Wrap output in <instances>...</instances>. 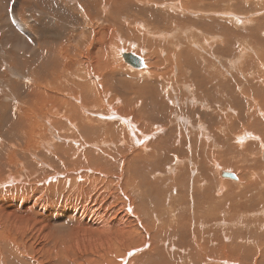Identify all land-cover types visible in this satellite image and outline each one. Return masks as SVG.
<instances>
[{
    "label": "rangeland",
    "instance_id": "rangeland-1",
    "mask_svg": "<svg viewBox=\"0 0 264 264\" xmlns=\"http://www.w3.org/2000/svg\"><path fill=\"white\" fill-rule=\"evenodd\" d=\"M190 1L47 0L42 5L36 0H0V106L12 107L10 118L21 114L30 135L24 138V126L13 125L12 120L5 124L0 116V231L2 228V237L17 240L15 243L24 249V259L21 256H6L9 264H123L122 259L127 264H233L236 261L240 264H264V160L261 146L264 145V114L261 112L264 111V88L252 83L264 82V0H218L223 7L219 11L209 10L207 4L213 0ZM49 4L51 9H48ZM188 9L194 14L201 13V16L188 15ZM230 9L235 12H229ZM226 13L236 15L242 24L225 19L222 15ZM26 19L30 23L24 26ZM118 22L121 27H116ZM209 29L213 31L209 32ZM225 29L237 30V35L231 38L226 33L230 40L229 44L223 43V48L219 49L221 62L211 61L219 69L215 75L224 71V77H228V71H233L229 63L238 60L246 43L261 52L260 58L256 56L252 62L246 61L248 63L242 68L245 77L240 72L241 67L235 73L238 86L246 78L252 81L245 86L248 90L246 101L262 107L259 110L251 107L249 114L252 119L246 121L248 125L232 127L230 124L233 136L252 133L261 139V144L257 139L242 146L232 145L231 149L224 140L215 146H203L202 133L191 129V132L185 133L195 145L191 149L188 145H175L174 149L178 151L169 154L167 146L162 145L163 139L157 142L158 135H164L156 128L161 126V120H168L166 124L171 123L174 128L177 125L181 129L190 128L189 124L192 127L201 125L206 133L211 127L214 131L217 122L213 117H207L201 123L192 120L191 113L196 109L190 107L189 96L184 93L187 71L177 82L173 67L169 70L164 63L167 55L164 50L174 46L171 52H178L187 42L185 35L190 33L196 34L190 42L199 37L209 41L214 38V31L224 34ZM42 37L48 44H55V48L60 47V51L57 50L62 64L75 63L67 67L69 72L82 67L86 73L83 75L93 79H88L93 83L89 87L96 91L98 107L93 101L84 107L83 112L87 113L84 116L97 120V113L110 115V110L118 114L125 108L132 122L137 119L136 127L141 132L148 135L153 132L156 136L150 134L143 146L144 142L137 145L133 141L129 143L128 139L123 144L116 139L106 141L98 134H89L93 140L96 139L95 143L103 140L108 144L93 146L88 145L82 133L73 132L78 143L69 142L62 123L66 121L63 116L67 107L61 106V111L47 113L44 107L32 108L37 101L33 97L31 99L35 101L31 104L29 89L25 94L27 85L37 84V73L42 69L40 64L44 63L42 48L46 45ZM191 49L195 50L194 47ZM126 51L141 57L145 70L133 69L125 64L121 54ZM53 52L55 50L52 49L47 53L51 55ZM201 60L197 62L203 65ZM101 67L105 69L99 71ZM63 70L57 69L58 72ZM153 73L155 77H152ZM67 80L71 81L70 78ZM205 97L199 102L206 101ZM60 98L67 104L75 102L61 94ZM160 101L165 103V108H159ZM178 118L188 125L182 127ZM110 121L114 123L118 120L111 118ZM17 131L19 136H16ZM187 144L190 142L187 141ZM146 146L149 148L144 150ZM133 152L138 156L132 158ZM148 153H153V156L145 160ZM62 156L69 157L66 165ZM96 157L110 159L109 163H112L110 168L105 167L103 174ZM109 163L106 162V166ZM9 164L11 169L5 168ZM226 167H230V172L235 173L240 182L219 175L220 170ZM122 174L130 176L133 181V185L126 187L127 192H124L130 203L135 205L134 209L137 208L135 213L143 226L124 206L128 202L120 190L124 189L120 179ZM78 175L86 177L78 178ZM66 179L70 183H66ZM149 180L151 184H147ZM223 181L229 182V185ZM60 205L75 207L76 215L53 226L40 217L45 209L41 207ZM84 207L93 211L94 215L97 212L98 216L84 213L81 217ZM4 208L16 210L19 216L14 213V218L9 216L7 219L1 212ZM209 215L214 218L209 219ZM79 217L101 225L92 226V231L86 235L85 229L78 224ZM118 218H123L124 230L123 226L119 229L114 225L119 226ZM48 226L49 231L52 227L62 234L50 237ZM104 226L100 231V227ZM199 234L204 240H213L216 236L220 243L204 246L197 238ZM172 244L177 250L171 247ZM193 244L202 247L197 249ZM158 252L166 256L160 257ZM203 254L205 259L201 258ZM0 260H3L1 256Z\"/></svg>",
    "mask_w": 264,
    "mask_h": 264
},
{
    "label": "bare ground",
    "instance_id": "bare-ground-1",
    "mask_svg": "<svg viewBox=\"0 0 264 264\" xmlns=\"http://www.w3.org/2000/svg\"><path fill=\"white\" fill-rule=\"evenodd\" d=\"M36 1L41 2L42 5H44V3H47V0H36ZM194 2L195 1H193V0L190 1V3H194ZM240 3H242V2H239L238 4H240ZM207 5H208L209 10H211V11H219V10L223 9L221 4H218V0H213V1L209 2ZM48 6H49L48 9H51V4H49ZM238 7H236V9ZM253 7H254V5H253ZM54 8H55V6H54ZM243 8H244V4H242V9ZM232 9H235V8H232ZM232 9H230L228 11L231 12V13H234L235 11L232 12ZM187 14L188 15H192V16H199L201 13L197 12V13L194 14V13H192L191 9H188L187 10ZM83 16H84V13H83ZM222 16L225 19H229L230 22L232 20H234L235 23L242 24L241 20L238 19V17L236 15H233V14H230V13H226V14H224ZM28 17H30V16H28ZM27 23H30V21L28 19H26V21L24 22L23 25L25 26ZM117 26L121 27L119 22L116 23V27ZM211 31H213V30L209 29V32H211ZM236 31L237 30H233V29H231V30L230 29H225L224 30V34L222 32H215L214 31V38H211L209 41L201 40V38L199 37L194 42H190L191 41L190 39L195 37L196 34L195 33H190L188 35H185V37L187 38V42L183 46L181 45L182 48H179L178 52H171L172 49L174 48V46H173L172 49H170L171 48L170 47L168 51L164 50V52L166 51V53H167V55H166V57L164 59V63L168 65V69L169 70H171L172 67H173L174 78H175V80L177 82H179L180 78L184 77L183 72H185V70L187 71L186 77L188 75V78H187L188 81H186L187 79L185 80L186 82L184 84V93H187V95L189 96L188 97L189 98L188 104L190 105V107H194L192 109H196V110L193 111V113H191L192 114V120L201 123V122H205L207 117L208 118H212L213 117V118H215V120L217 122L214 131H213V127H211L210 131H208V133H206L202 129L201 125H196L195 127H192L191 126L192 124H189L190 128L181 129L177 125H175L176 128H174L171 125V123L166 124V122H168V120L167 121H165L164 119L161 120V123H160L161 126L159 127V125H158V127L156 126V128H157V130L160 129V131H163L164 135L163 136L158 135L157 142H159L160 139H163L162 145L167 146L166 148H167V151L169 152V154H171V152L178 151L177 149L176 150L174 149L175 145H180V146H182V144L183 145H188L190 149H191V147L193 145H195L194 144V140L192 138H190V140H189V137L186 134V133L191 132V129L193 131H195V132L202 133V142H201V144H203V146L205 144H208V145L212 144L211 146H213V145L215 146V144H219L221 141L227 140V143L229 144V146L231 148L232 145L233 146H236V145L242 146V144H244V143H246L248 141H254V140L258 139L252 133H245L243 136L242 135L241 136H239V135H234L233 136L232 135L233 132L230 130V124L232 125V127H235L237 124L248 125V124H246V121L250 122L249 120L252 119V118H250L252 116L249 114V111L251 110V107H253V110L254 109L259 110L262 107L261 105H260L261 107H258L256 104H254V106H253V105L249 104L248 101H246L245 96L248 93V90H246L245 86L248 85L252 81L251 80L248 81L247 78H246V80L243 81V82H246V83L242 84L243 82H240L241 85L238 86L239 81L236 80L237 79V75L235 73L241 67L240 72H241V74L243 73L242 76L245 77V75H244V71L245 70H242V68L248 63L246 61H249V62L251 61L252 62L256 56L258 58H260L261 57L260 50L257 51L256 49H253V48L249 47V45L247 43L245 45H243L244 47L243 46L242 47L245 50L242 49V47H241V49H242V51L244 50L245 52L243 51V53L238 56L239 58H238V60L235 63H229V65H228L231 69H233V71L232 72L228 71V67H227V71L229 73L228 77H224V75H225L224 71L215 75V73L218 72L219 69H218L217 66L214 67V65L211 63V61L214 62V63H216V62L220 63L221 62L220 61V57H219L220 56L219 55V49L223 48V43L229 44V40H230V38L226 37V33L230 34V36L232 38V36L237 35ZM31 35H33V34H31ZM31 37L33 39V36H31ZM42 42L46 45V46H44V48H42L43 49L42 58L44 60V63L42 62L40 64V66H42L41 67L42 69H41V71L39 73H37V76H39L38 79L36 78L37 84L33 85V86L32 85H30V86L27 85L26 88L24 87L25 91H26V89H29L31 91L30 95H29L28 90L26 91L25 94H27V92H28V97L30 99L33 98V97H36L37 104L36 105H32V108H36L37 106H39L41 108L44 107V109L47 111V113L52 111V110L61 111V106H66L67 107V111L64 113V116H63V118L66 121L62 122V123L65 125L66 135H67V138L69 139V142L78 143V141H76V137L73 135V132H78V134L82 133L81 135L88 141V145H93V146H96V145H98V146H101V145L102 146H106L108 144H105L103 142V140L97 141L95 143L96 139L93 140L92 137H90L89 134H95V135L98 134L102 138L105 137L104 140H106V141L107 140L116 139V140H119L120 143L122 142L123 144L128 139H129V143L130 142L132 143V141H133L137 145L142 143V142H144L143 146L145 145L146 139L148 138V136L150 134H152L151 136H153V137L156 136L155 134H153V132H151L149 135L148 134H144V132H141L136 127V123L137 122H135V120H137V119H135V120L133 119V122H132L129 119V116L127 114L129 112L125 108H123L121 111L118 112V114L120 116L118 114H116V113H113L110 110H109V113L111 112L110 115L109 114L103 115V114H98L97 113V116L99 117V118H97V120L94 119L95 117L92 119L90 117L84 116V115L87 114V113L84 114V112H83L84 107L89 106L90 104L93 103V101H94V106L98 107V103L95 101L96 98H97L96 91H94L92 88L89 87V84H93V83L89 82L88 79H91L92 81H93V79L91 78V76L83 75V74H86V73H85V71L82 70V67L80 69H78V70H73L72 72H69L68 68L70 66H74L75 63L74 62H72V63H66L65 62L64 64H62L61 56L59 58V53H58V50L60 51V47L55 48V44H51V45L48 44L46 41L43 40V37H42ZM182 43H183V41H182ZM249 44H250V42H249ZM171 45H172V43L170 44V46ZM190 45L192 47H194L195 50L191 49L192 47L190 48ZM231 47H233V45ZM254 48H256V47H254ZM52 49L55 50V53L53 52L51 55L48 54L47 53L48 50H52ZM130 49H132V48H130ZM45 50H47L46 55H45ZM246 51H247V53H246ZM126 52L127 53H131L130 51H126ZM198 59H202L203 60V62H204L203 65L198 64V62H197ZM244 61H245V63H244ZM160 62H161V60H160ZM227 62H229V61H227ZM234 67L236 68L235 70H234ZM96 68H97V66H96ZM57 69H64V70H63V72H58ZM103 69H105V67L104 68L101 67L99 69V71L103 70ZM142 70H145V69H142ZM166 72H168V71H166ZM203 73H205L209 78H206V76H204ZM221 75H222V77H221ZM152 77H155L154 73L152 74ZM29 78H30V76H29ZM67 78H70L71 81H68ZM104 82H105V80L102 81V84ZM252 83L256 87L263 86V88H264V82L260 83L258 81H253ZM254 85H253V87H254ZM21 86H22V84H21ZM34 92H35V94H34ZM60 94L64 95V96H67V98L74 99L75 102H70L69 101L68 104H67L66 102H64L60 98ZM211 96H214V98L210 99ZM204 97L206 98V101H204L202 103L199 102V99L200 98H204ZM30 99H27V100H30ZM30 101H31V104H32V102L35 101V100L31 99ZM78 101L80 102L79 105L77 104ZM209 103H211L213 107L212 106H208ZM158 105H159V108H161V107L165 108V106H166L163 101L158 102ZM185 105H187V99H186ZM215 105H217V106H215ZM30 107L31 106H29V108ZM178 107H181V106H178ZM26 108H28V107H26ZM12 110L13 109L10 106L8 108H6L5 106H0V116L4 120L5 124H6V122H10V120H12L13 121V125H16V126L20 125L18 127L24 126V118H23V116L21 114L19 116H16L14 114L13 118H10V112H12ZM88 110H86V111H88ZM16 111H18V110H16ZM261 112L264 114V111H261ZM162 115H163V113H162ZM195 115L198 116L197 119H195V117H194ZM189 117L191 118V116H189ZM100 118L102 120H100ZM111 118L115 119V120H118V121L114 122V123H111V122H113V121H110ZM178 120L182 121L180 123V124H182V127L188 125L185 120H183L181 118H178ZM100 121H105V122H100ZM107 122H109V123H107ZM27 126L28 125L24 126V138H26V137L29 138V136H30L28 134V128L29 127L27 128ZM67 126H69V127H67ZM31 128H32V126H31ZM175 129H177L178 132H176V133L171 132V131H173ZM11 130H9V132ZM18 130L20 131V128ZM32 130H33V128H32ZM19 131H17V135L16 136H19L18 135ZM29 131H30V129H29ZM218 131H219V133H218ZM95 132H97V133H95ZM182 132H184V133L182 134ZM7 133L8 132H6V134H5V138H6ZM69 133H71V134H69ZM98 135H96V136H98ZM70 139H72V140H70ZM23 140H25V139H23ZM19 141H21V140H19ZM175 141H179V143L178 142L176 143ZM187 141H189L190 144H187ZM257 141L261 144V139L260 138ZM152 142L155 143V141H152ZM15 143H17V142H15ZM261 146H262V150L264 151V145L261 144ZM19 148H22V147L19 145ZM148 148L149 147L146 146L143 149L147 150ZM114 149H116V147ZM5 151H6V149H5ZM117 152H118V150H117ZM148 152H150V151H148ZM26 153H27V151H26ZM107 156H108V154H107ZM137 156H138V154L136 152L132 153V158H135ZM152 156H153V153L146 154L145 155V160H147V157H152ZM103 158L102 159H101V157H96L95 158V160H97V162H98V165L101 166V170H100V172H102L101 174L105 173V170H106L105 167L110 168L111 165H112V163L111 164L109 163V162H111V161H109L110 159L109 160H105L106 158H104V159ZM62 159L65 160L64 164L66 165L67 164L66 162H68L69 157L68 156L67 157L62 156ZM56 160H58V159H56ZM149 160H152V158L149 159ZM52 162H53V160H52ZM106 162L109 163V166H106ZM0 163H2V162H0ZM13 166H14V164H13ZM152 166H153V164H152ZM160 167H161V165H160ZM217 167H220V166L217 165ZM5 168L11 169L10 164L6 165ZM182 168H183V166H182ZM220 168H222V167H220ZM163 169H164V167L161 169V171H163ZM223 169H225L223 171L230 172V167H226V168H223ZM227 169H229V170H227ZM221 171L222 170H220V172ZM134 172H136V171H134ZM174 173H175V171H174ZM230 173H232V172H230ZM173 174H171V175L173 176ZM202 174H203V171H202ZM123 175L124 174H122V177H120V179L122 180V183L124 184V189L120 185V187H122V189H120V190L122 192V195L125 197V199H127V202H128L127 204L125 203L124 206H127L128 207L127 212L130 213L133 218L137 219L140 222V219L138 218L137 214L135 213V212H137L136 211L137 208L134 209L135 205L133 206L132 202L130 203V200L125 196L126 193L124 192L126 187H128L130 185H133V181L130 180V176L129 177H124ZM204 175H206V174L204 173ZM234 175L237 177V175L235 173H234ZM81 176H82V178L86 177V175H78V178H80ZM169 176H170V174H169ZM144 177H146V175H144ZM68 178H70V177H68ZM238 178L239 177H237V181L239 180ZM172 179H174V178H172ZM144 180H145V178H144ZM150 181L151 180H149L147 182V184H151ZM239 182H240V180H239ZM66 183H70V180L66 179ZM223 183L229 185V182L223 181ZM18 185H20V184H18ZM17 186H16V188H17ZM134 189H136V188H134ZM125 191L127 192V190H125ZM128 197H129V195H128ZM131 200H132V197H131ZM7 207H10V206H7ZM44 207H45V209L43 211L44 213H41L42 216H40V217H42L43 219H46L47 221H49L48 224L50 226H53L54 224L58 223L59 221L65 219V218H69V217H72V216L76 215V211H75L76 208L75 207H68V206L65 207L63 205H60V206H50L49 208H47V206H43L41 208H44ZM1 208H3V207H1ZM26 208L28 209V207H26ZM1 212L4 214V216L6 215V218L8 219V218H10L9 216H13L14 213H16V210L12 211V210H9L7 208H4L3 210H1ZM84 213L87 216L94 215L93 211H91L90 209H88L86 207H84L82 209V216L81 215L80 216L83 217ZM17 214L18 213H16L15 216H17ZM23 215H24V212L22 213V216ZM94 216H98V213L96 212V215H94ZM81 217H79V223L78 224L82 225V227L85 229L84 233L86 235H88L90 233V231H92V229H91L92 226L101 225V223H94L93 221H90L91 219H87L86 221H83L81 219ZM12 218H14V216ZM124 218H125V216H124ZM213 218H214V216H210L209 217V219H213ZM100 219L103 220V217H101ZM122 220H123V218H118L116 220V221H118L119 226L114 224L119 229H120V226L124 225V222L122 223ZM14 221H15V219H14ZM124 221H125V219H124ZM215 221H217V220H215ZM127 223H129V222H127ZM140 224L142 225L141 222H140ZM130 226L131 225L129 224V227ZM11 227L13 228V226H11ZM16 227H18V224H17ZM104 228H105V226L104 227H100V231H103ZM124 228L125 227L123 226V230H124ZM47 229L49 231V226H48ZM52 229L53 228L50 227V231H49L50 237H55V235L62 234V233H59L61 231H58L57 229L56 230L55 229L52 230ZM126 229H127V227H126ZM121 230H122V228H121ZM3 232L4 231H2V228H1V231H0V256L3 258V260H0V262H1L0 264H9V259L6 257L8 255L10 257L12 255L14 257L15 256L16 257H20L21 256V258L24 259V249L22 248V246L17 244V243H15L17 240L13 241L12 239H7L4 236L2 237ZM97 232H98V228H97ZM10 237H12V236H10ZM197 238H198L199 241H201L203 243L204 246H206V244H210V243L211 244L215 243L216 245H218L220 243V241L217 239L216 236L214 237L213 240H210V239L204 240L199 234V236H197ZM10 241H12V242H10ZM21 241H22V239H21ZM120 242H122V241L120 240ZM173 246H174V244L171 245L172 248H173ZM193 247L198 249V248H200L202 246L200 244H198V245L193 244ZM174 249L177 250V248L175 246H174ZM152 251H154V250L152 249ZM161 253H159L160 257L165 255V254L162 255ZM140 256H142V255H140ZM205 257L206 256L204 254L201 256L202 259H205ZM127 260H129V259H127ZM122 262H123V264H127L125 259H122ZM41 264H42V262H41ZM225 264H227V262ZM233 264H240V262L236 261Z\"/></svg>",
    "mask_w": 264,
    "mask_h": 264
},
{
    "label": "water",
    "instance_id": "water-1",
    "mask_svg": "<svg viewBox=\"0 0 264 264\" xmlns=\"http://www.w3.org/2000/svg\"><path fill=\"white\" fill-rule=\"evenodd\" d=\"M121 56L123 62L128 66H130L131 68L138 70L145 68L144 60L138 55L134 53H122ZM262 158L264 160V151L262 152ZM219 175L221 177H225L237 181V177L233 173L227 171H221Z\"/></svg>",
    "mask_w": 264,
    "mask_h": 264
}]
</instances>
